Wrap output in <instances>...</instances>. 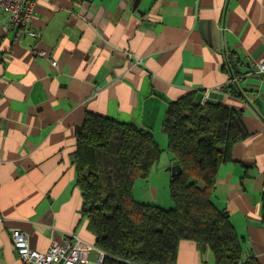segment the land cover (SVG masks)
I'll list each match as a JSON object with an SVG mask.
<instances>
[{
	"label": "crops",
	"instance_id": "0c3cea01",
	"mask_svg": "<svg viewBox=\"0 0 264 264\" xmlns=\"http://www.w3.org/2000/svg\"><path fill=\"white\" fill-rule=\"evenodd\" d=\"M6 23L0 22V264H24L12 229L27 231L42 252L73 234L98 248L82 214L73 159L87 111L152 131L166 155L135 182L134 197L162 199L159 184L174 165L162 122L169 103L190 92L201 104L242 113L249 135L221 166L213 201L229 213L244 260L264 264V77L250 72L264 57V0H37L30 28L40 37L25 27L7 30ZM89 252L91 260L100 258ZM176 264L216 261L210 249L184 239Z\"/></svg>",
	"mask_w": 264,
	"mask_h": 264
},
{
	"label": "trees",
	"instance_id": "16d2710c",
	"mask_svg": "<svg viewBox=\"0 0 264 264\" xmlns=\"http://www.w3.org/2000/svg\"><path fill=\"white\" fill-rule=\"evenodd\" d=\"M228 67L236 68L232 55ZM162 131L173 163L182 166L171 177L172 208L134 197L135 182L151 174L164 152L152 131L86 113L73 159L82 214L104 252L99 264H176L184 239L210 249L216 264H260L244 260L229 213L213 201L221 166L249 135L242 113L213 101L201 104L190 92L169 103Z\"/></svg>",
	"mask_w": 264,
	"mask_h": 264
},
{
	"label": "built area",
	"instance_id": "2783aa9c",
	"mask_svg": "<svg viewBox=\"0 0 264 264\" xmlns=\"http://www.w3.org/2000/svg\"><path fill=\"white\" fill-rule=\"evenodd\" d=\"M37 0H0V22L3 18L7 24L28 29L30 35L40 37L41 33L30 28L33 11ZM56 63V61H54ZM251 73L260 74L264 77V57L252 64ZM236 77L231 78V82ZM1 79V75H0ZM0 220L3 217L0 216ZM13 245L24 264H99L104 252L89 245L79 236L73 234L62 241L53 240L47 251L42 252L33 248L30 244L27 231L23 229H12ZM97 250L100 258L93 261L87 258V250Z\"/></svg>",
	"mask_w": 264,
	"mask_h": 264
},
{
	"label": "rangeland",
	"instance_id": "374dc122",
	"mask_svg": "<svg viewBox=\"0 0 264 264\" xmlns=\"http://www.w3.org/2000/svg\"><path fill=\"white\" fill-rule=\"evenodd\" d=\"M163 156L162 157H165L166 153H163L162 154ZM169 179L168 181L164 184L163 183H160V187H161V196H162V199H159V201L157 202L156 201V204H158L159 206L163 207V208H172V206L174 205V201L172 199V196H171V189H170V180H171V174L172 172L169 171ZM167 201V203H166ZM87 258H95V252H89L87 255Z\"/></svg>",
	"mask_w": 264,
	"mask_h": 264
},
{
	"label": "water",
	"instance_id": "95a60500",
	"mask_svg": "<svg viewBox=\"0 0 264 264\" xmlns=\"http://www.w3.org/2000/svg\"><path fill=\"white\" fill-rule=\"evenodd\" d=\"M182 172L181 164H174L172 165V175L180 174Z\"/></svg>",
	"mask_w": 264,
	"mask_h": 264
}]
</instances>
